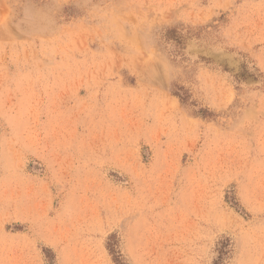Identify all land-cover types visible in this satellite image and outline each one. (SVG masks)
<instances>
[{
  "label": "rangeland",
  "instance_id": "obj_1",
  "mask_svg": "<svg viewBox=\"0 0 264 264\" xmlns=\"http://www.w3.org/2000/svg\"><path fill=\"white\" fill-rule=\"evenodd\" d=\"M0 264H264V0H0Z\"/></svg>",
  "mask_w": 264,
  "mask_h": 264
}]
</instances>
